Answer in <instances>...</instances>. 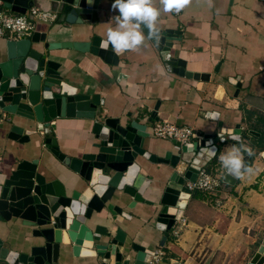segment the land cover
<instances>
[{"label": "crops", "instance_id": "crops-1", "mask_svg": "<svg viewBox=\"0 0 264 264\" xmlns=\"http://www.w3.org/2000/svg\"><path fill=\"white\" fill-rule=\"evenodd\" d=\"M154 4L161 7L159 0H154ZM33 8L50 12L49 4L41 0H36ZM0 9L8 10L2 5ZM115 15L118 12L111 8L87 16L85 23L71 26L37 20L34 33H46V42L54 45L86 43L94 37L104 40ZM157 27L168 33V39L163 37L160 41L173 46V59L186 63L184 77L168 72L159 50L147 38L138 50L119 55L117 66L90 52L57 48L50 51L48 60L59 65L57 72L63 82L76 89L77 95L100 96L103 103L97 109V118L59 117L51 122L49 135H32L24 144L8 139L10 128L0 129V173H9L23 160H37L39 171L49 180L59 179L71 193L76 189L75 182H80L79 176L45 147L46 138L56 139L65 155L81 158L92 151L93 123L107 118L132 115V119L143 124L155 113L148 123L150 134L156 122L191 127L202 136L220 131V126L234 129L241 125L245 133L253 131L259 135L252 137L257 146L241 143L254 153L251 165L254 174L245 175L234 187L224 186L213 195L192 193L184 212V216L188 215L190 231L187 229L180 241L172 242L169 237L165 260H170L169 264L177 261L248 264L264 238V150H257L261 138L264 143V0H191L178 14L161 12ZM8 41L0 38V63L7 60ZM43 45L37 48L43 51ZM208 112H217L219 117L207 119ZM216 145V157L207 161L208 166L211 172L224 176L227 171L222 168L219 155L233 144L227 141ZM145 149L158 156L174 150L170 141L153 135L146 140ZM246 156L248 154L244 153ZM137 163L144 176L153 178L151 190L154 193L163 190L173 169L154 165L141 157ZM178 169L182 173L185 165L181 164ZM203 195L214 197L212 211L209 209L215 214L211 224L201 219L207 215L201 206L207 205ZM145 197L154 199L149 195ZM127 203L113 201L133 215L131 221L120 225L127 234V243L158 249L163 234L155 229L154 209L140 204L129 211ZM107 217L106 222L92 225V230L115 234L119 224L105 212L103 219ZM191 224L199 227V231ZM18 225L16 221L0 224V239L10 251L28 252L37 242L29 229ZM64 250L60 264H95L94 260L75 258Z\"/></svg>", "mask_w": 264, "mask_h": 264}, {"label": "water", "instance_id": "water-1", "mask_svg": "<svg viewBox=\"0 0 264 264\" xmlns=\"http://www.w3.org/2000/svg\"><path fill=\"white\" fill-rule=\"evenodd\" d=\"M41 1L47 2L50 12L56 14V23L67 26L85 23L87 16L109 11L114 2L95 0L89 6L87 0H79L77 7V0ZM35 2L0 0V5L13 13L26 14ZM46 36V33H34L28 39L9 40L7 60L0 63V129L10 128L8 139L20 144L29 142L32 135H46L41 130L49 128L51 122L59 117L95 120L97 109L103 103L99 95H77L75 88L63 82L57 72L59 65L48 60L50 51L57 48L90 52L110 65L119 64V55H115L111 47L107 50L101 48L102 39L99 37L86 43L54 45L46 42ZM163 37L167 38L168 33L159 29L158 39L152 41L168 72L184 77L186 63L173 59V46L162 43ZM41 43L44 44L43 51L37 48ZM131 116L95 121L92 151L81 158L62 153L56 139H45V147L79 176L80 182H75L76 189L71 193L59 179L49 180L39 171L37 160H23L9 173H0V224L16 221L18 226L29 229L37 242L28 252L18 253L5 248L0 239V264H60L63 249L68 250L72 257L91 259L95 264H148L155 251L137 243H127V234L120 225L131 221L133 215L120 205H114L113 201L128 202L126 209L129 211L140 204L154 209L155 229L163 234L159 246H164L172 227L181 219L191 199L185 183L194 182L199 174L198 166L210 160L204 155L201 163L193 167L192 161L200 150L209 141L216 149L218 143L231 141L236 144L238 142L232 137L237 135L239 143L258 144L252 138L259 136L256 132L245 133L241 125L234 129L220 126V131L204 135L200 141L191 144L194 146L191 152L179 142H170L176 153L169 150L158 156L145 149L146 140L150 138L148 123L152 122L155 113L148 123L143 124ZM140 157L154 165L173 169L163 190L155 193L151 190L153 178L141 173V165L137 163ZM245 160L248 162L249 156ZM181 164L185 169L179 173L177 170ZM237 180L227 172L223 176L224 184L232 187ZM146 195L154 199H146ZM105 212L115 224H119L115 234L111 231L96 232L91 228L109 219H103ZM248 264H264V238Z\"/></svg>", "mask_w": 264, "mask_h": 264}, {"label": "clouds", "instance_id": "clouds-1", "mask_svg": "<svg viewBox=\"0 0 264 264\" xmlns=\"http://www.w3.org/2000/svg\"><path fill=\"white\" fill-rule=\"evenodd\" d=\"M95 0H87L89 6L94 4ZM191 0H159L160 8L156 7L154 0H114L112 10L118 12L111 18L109 27L106 32V39L102 40L100 47L107 50L111 47L115 55H121L125 52L138 50L145 42V39L157 40L159 29L157 27L158 19L161 12L164 13H180ZM76 6H79L77 0ZM147 32V37L145 35ZM207 119H217L219 113L208 112L205 114ZM232 139L238 143L228 147L219 155V162L228 174L237 179H243L245 175L254 174V169L247 165L244 152L251 157L254 153L250 148L243 147L239 141L240 137L233 136ZM189 151L193 149V145L189 144ZM207 154L208 159L216 157L217 150L213 142L209 141L200 153L192 161L193 167L201 163V157ZM205 178V185L207 182Z\"/></svg>", "mask_w": 264, "mask_h": 264}, {"label": "built area", "instance_id": "built-area-1", "mask_svg": "<svg viewBox=\"0 0 264 264\" xmlns=\"http://www.w3.org/2000/svg\"><path fill=\"white\" fill-rule=\"evenodd\" d=\"M57 19L55 13L44 12L31 8L26 14H16L9 10L0 9V38H7L9 40L20 41L30 38L35 32V22L37 20L45 23H54ZM41 133L49 135L51 128H44ZM152 134L155 138L167 140L170 142H179L182 146H188L200 141L203 136L197 133L193 128L187 126H178L166 122H156L152 127ZM199 174L194 182L187 181L185 183V190L192 194L194 192L207 193L213 195L219 192L224 187L223 176L219 173H213L209 169L208 162L205 165L198 166ZM207 179L206 186L205 178ZM184 218V214L181 219ZM180 219V220H181ZM179 221V220H178ZM175 222L171 232L177 233V223ZM176 235V234H175ZM164 253L159 250L155 252V258L148 264H157L163 259Z\"/></svg>", "mask_w": 264, "mask_h": 264}, {"label": "rangeland", "instance_id": "rangeland-1", "mask_svg": "<svg viewBox=\"0 0 264 264\" xmlns=\"http://www.w3.org/2000/svg\"><path fill=\"white\" fill-rule=\"evenodd\" d=\"M203 196H204V200L207 201V205L202 204L201 206L203 208H205V212L207 213V215L204 216V218L201 217V219L204 220L203 223L211 224L212 221L214 220L215 214H212V212L210 213L209 209H211V211H212V207L211 206H214V197L208 196V195H203ZM203 211H204V209H203ZM187 214H189L188 213V210H187ZM187 216L185 215L184 218L181 219V220H179L178 223L176 224L177 225L176 231H178L177 233H174V232L169 233V237L172 239L171 240L172 242H174V241L176 242L178 240L180 241L181 240V237L184 235L185 231L187 229H189V231H190V228L191 227H189L190 222H189ZM191 226L192 227L195 226L194 229H195L196 232L199 231V227H196V225L191 224ZM187 255H185V256L182 255V257L187 258L188 257ZM192 255H193V253H192ZM166 257H168V256H163V258H166ZM169 262H170V260L168 261V260H165L164 259V260L158 261L157 264H169Z\"/></svg>", "mask_w": 264, "mask_h": 264}, {"label": "trees", "instance_id": "trees-1", "mask_svg": "<svg viewBox=\"0 0 264 264\" xmlns=\"http://www.w3.org/2000/svg\"><path fill=\"white\" fill-rule=\"evenodd\" d=\"M263 135V134H262ZM241 144V143H240ZM264 150V143H263V140H262V138L260 139V141H259V146H258V149L257 150ZM244 153H246L247 154V152H244ZM253 156L254 155H252L251 156V158H250V160L247 162V165L249 166V167H251V165H252V160H253ZM224 186H226L227 187V185L226 184H224Z\"/></svg>", "mask_w": 264, "mask_h": 264}, {"label": "flooded vegetation", "instance_id": "flooded-vegetation-1", "mask_svg": "<svg viewBox=\"0 0 264 264\" xmlns=\"http://www.w3.org/2000/svg\"><path fill=\"white\" fill-rule=\"evenodd\" d=\"M168 240H169V237H168V239H167V241L165 242V244H164V246H159L158 247V249H155V250H153V251H155V252H157V251H159V250H161L163 253H164V255L165 256H168V253L165 251V249H166V243L168 242ZM160 241H161V239L159 240V243H160ZM155 256V255H154ZM153 256V258H155ZM164 259V258H163ZM175 263H182V262H179V261H177V262H175ZM175 263H172V264H175ZM183 264V263H182Z\"/></svg>", "mask_w": 264, "mask_h": 264}]
</instances>
